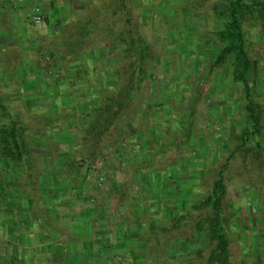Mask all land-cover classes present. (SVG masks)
Masks as SVG:
<instances>
[{"label": "rangeland", "instance_id": "rangeland-1", "mask_svg": "<svg viewBox=\"0 0 264 264\" xmlns=\"http://www.w3.org/2000/svg\"><path fill=\"white\" fill-rule=\"evenodd\" d=\"M172 1H156L153 10L149 9L142 19L141 34L158 67L150 80L152 94L147 105L141 107L134 132H127L112 146L110 143L117 134L105 132L97 145L100 150H95L88 160L84 150L87 147L77 133L85 130L84 117L78 107L71 106L68 110L77 111L75 121L63 122L70 143L60 140L57 144L79 172L68 178L62 166H55L54 174L59 182L71 183L68 192L57 193L55 201L53 194L41 202L34 197L33 205L25 200L16 215L11 210L0 215V264H166L159 263L160 252L147 257L148 250H144L155 245L158 251L166 249L161 232H155V237L145 232V241L141 243L145 247L139 248L136 216L145 221L148 229L154 227L150 216L159 219L160 225L171 223L173 219L169 218L176 204L167 192L179 193L181 187L192 190L195 203L203 200L225 159L241 143L242 130L247 126L242 124L244 118L238 106L242 97L232 82L231 66L210 67L206 44L201 48L204 50L201 59L182 54L176 43L187 33L181 35L175 20L167 17V11L176 2L193 11L179 20L180 30L187 28V32H194L193 26H198L199 18L193 19V14L199 12L206 15L203 27L214 29L222 23L216 15L220 6L214 12L211 5L216 0ZM58 4V0H22L16 8L2 9L0 5V96L3 104L26 125L35 124L31 122L33 110L50 113L56 111V98L60 102L61 98L78 95L77 91L73 95V90H64L65 83L73 82L71 75L76 67L66 69L56 53ZM34 7L43 16V23L35 26L29 17ZM244 29L249 54L256 59L258 68L255 76H251L252 99L264 109V35L252 19L246 21ZM45 36L51 38L53 45L46 53L47 60L38 55V40ZM95 52L84 54L83 61V67L86 61L94 68L99 67L96 74L91 72L93 89L106 85L110 76L106 70L114 59L109 47L103 54ZM78 96L85 102L80 92ZM163 97L169 101L162 107L159 103ZM166 108L169 115L164 113ZM55 111L51 114H56ZM186 113H190V123L181 125ZM262 124L264 128V116ZM31 129L30 126L27 135ZM262 136L264 140V130ZM31 148L37 153L42 150ZM103 157L108 158V169L114 175L108 191L97 189L92 173L87 171L90 163L86 162ZM259 163L250 156L242 158V153L237 151L224 170L226 195L222 207L233 264H264V166L260 167ZM149 172L158 174L150 178ZM13 200V207L24 201L19 196ZM208 213V209L194 211L191 219L186 220L187 225L180 224L168 238L190 233L193 216ZM162 214L168 215L166 219L161 218ZM7 221L15 224L11 230L1 227ZM213 246L205 238L190 242L183 246L193 248L192 254L183 252L185 259L188 264H205ZM172 258L168 257V262L175 264L178 258Z\"/></svg>", "mask_w": 264, "mask_h": 264}, {"label": "trees", "instance_id": "trees-1", "mask_svg": "<svg viewBox=\"0 0 264 264\" xmlns=\"http://www.w3.org/2000/svg\"><path fill=\"white\" fill-rule=\"evenodd\" d=\"M58 1L60 4L56 9L54 32L57 36L59 35L56 53L65 62L66 69H71V66L76 67L74 74L71 75L72 81L78 86L76 90L81 93L82 98L86 99L85 104L77 105L80 113L83 114V124H81L85 129L82 134L79 131L77 133L83 146L87 147V150L84 149L85 158L90 160L93 152L100 150L97 145L100 144L105 132L115 131L117 134L110 146L127 132H134L135 121L141 112V107L149 102L153 89L150 80L158 65L148 47L147 40L141 34V29L142 19L146 18L144 15H147L149 9L153 10L152 7L158 0H148L149 2L147 0H63V3L61 0ZM174 1L176 0L172 2ZM201 1L204 3L211 0ZM172 5V8L167 11V17L175 20L177 31L179 30L181 35L187 33L180 42L175 41L176 46L178 47L179 43L178 49L182 54L197 56L201 59L204 53L201 48L205 44L209 45L210 67L231 66L232 82L237 85L242 97V103L238 104L244 118L242 124L247 126L242 130L241 143L225 159V163L203 200L195 203L191 197L193 192L187 187H181L179 193L167 192L170 195L169 199L173 198L176 204V209L169 218V220L173 219L172 222L160 225L159 219L150 216L149 220H153L154 227L148 229L144 225L145 221L137 215L138 230L135 235L140 244L139 248L142 249L145 247L141 244L145 241L143 239L145 232L148 231L147 234L153 237L156 236L157 231L163 234L165 250L158 251L156 245L144 249L148 250L147 257L160 252L162 257L159 258V263L165 261L166 264H174L168 262V257H173L172 259L178 258L175 264H188L183 252L192 254L193 248L185 249L183 246L205 238L209 244L214 245L205 264H233L223 216L222 205L226 195L223 174L237 151L242 153V158L250 156L258 159L260 167L264 166V140L262 139L264 109L252 99L251 76H255L258 68L256 59L249 54L250 48L244 29L246 21L252 19L260 25V33L264 35V1L216 0L211 6L214 12L219 6L221 8L219 12H216L217 18L222 22L220 26L214 29L204 28L203 17L206 15L202 16L199 12L193 14V19L199 18V23L198 26H193L192 33L187 32V28L180 30L179 20L186 14L191 15L193 11L181 7L176 2ZM203 34L206 36L203 37ZM108 47L114 52L112 66L106 70L110 76L106 78V85L93 89L91 77L99 71V67L94 68L88 61L85 62L86 67H83L84 57L94 51L103 54L102 51L107 50ZM92 71L93 74H91ZM110 77L112 79H109ZM145 84L146 86L142 88ZM107 91L110 94H107ZM162 99L159 105L163 107L169 98ZM54 103L56 111L51 110V112L55 111L56 114L52 115L51 112L44 111L38 113V110L31 109L34 114L31 122L35 124L29 122V125H26L19 120L16 112L10 111L3 104L0 96V215L7 210H11L13 215H16L23 207L25 200L33 205L35 198L41 202L53 194L52 201H55L57 193H65L71 189L70 182L64 184L59 182L54 174V168L62 166L68 178L72 174L74 177L79 172L74 162L61 152L62 147L59 148L57 144L60 140L62 142L65 140L66 144L70 143L68 128L65 129L63 122L72 120L74 123V115L77 111L73 108L68 110L70 107L58 100H54ZM168 111L166 108L164 113L169 115ZM189 114L186 113L181 125L190 123ZM30 126L31 133L27 135L26 132ZM32 146L42 150L37 153V150H32ZM116 152L119 153L118 150ZM87 171L91 172L89 168ZM156 173L149 172L147 176L152 178ZM17 196L24 201H20L17 207H13L12 204L15 203L13 199ZM206 209L210 211L208 215L193 216L195 220L192 221L190 233L168 238L180 224L183 223V227L187 225L185 222L191 219L194 211L201 212ZM166 216L168 215L162 214L161 218L166 219ZM1 218L2 216H0V222ZM14 225L13 222L7 221L1 224V227H9L11 230ZM181 253H183L182 256H176Z\"/></svg>", "mask_w": 264, "mask_h": 264}, {"label": "built area", "instance_id": "built-area-1", "mask_svg": "<svg viewBox=\"0 0 264 264\" xmlns=\"http://www.w3.org/2000/svg\"><path fill=\"white\" fill-rule=\"evenodd\" d=\"M22 0H0V5L3 7L2 9L6 8H16L17 4L20 3ZM24 1V0H23ZM30 21L32 25H38L43 23V16L39 10V8L34 7L30 13ZM52 40L48 36L40 38L38 40V55L41 59H48L46 53L52 48ZM108 158H101L96 161H93L89 165V169L92 173L93 180L95 182L96 188L101 191H108L110 188V184L114 175L111 170L108 169Z\"/></svg>", "mask_w": 264, "mask_h": 264}, {"label": "crops", "instance_id": "crops-1", "mask_svg": "<svg viewBox=\"0 0 264 264\" xmlns=\"http://www.w3.org/2000/svg\"><path fill=\"white\" fill-rule=\"evenodd\" d=\"M97 88V87H95ZM65 89H69V90H73L74 93H72L73 95H75V93H77L78 91L76 89H78V86H76L73 82L70 84V83H65ZM99 89V88H97ZM72 91V92H73ZM77 91V92H76ZM78 95H79V92H78ZM76 95V97H68L66 98L65 100L61 98V103H63L65 106L67 107H71V106H74V107H77V105H82L85 104V102H81V100H79V96ZM60 98H56V100L59 101Z\"/></svg>", "mask_w": 264, "mask_h": 264}]
</instances>
